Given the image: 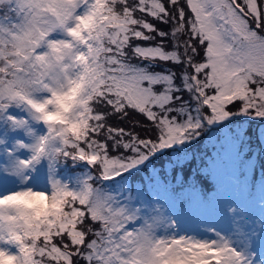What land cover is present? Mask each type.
<instances>
[{"label": "snow or ice", "instance_id": "snow-or-ice-1", "mask_svg": "<svg viewBox=\"0 0 264 264\" xmlns=\"http://www.w3.org/2000/svg\"><path fill=\"white\" fill-rule=\"evenodd\" d=\"M0 264H264V0H0Z\"/></svg>", "mask_w": 264, "mask_h": 264}, {"label": "rangeland", "instance_id": "rangeland-1", "mask_svg": "<svg viewBox=\"0 0 264 264\" xmlns=\"http://www.w3.org/2000/svg\"><path fill=\"white\" fill-rule=\"evenodd\" d=\"M214 151L212 145H202L201 152H207L208 155H211L212 152Z\"/></svg>", "mask_w": 264, "mask_h": 264}]
</instances>
